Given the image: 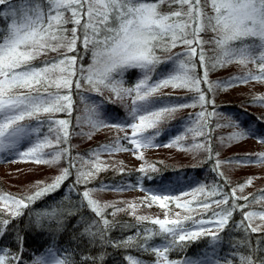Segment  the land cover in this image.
Instances as JSON below:
<instances>
[{
    "label": "snow or ice",
    "instance_id": "snow-or-ice-1",
    "mask_svg": "<svg viewBox=\"0 0 264 264\" xmlns=\"http://www.w3.org/2000/svg\"><path fill=\"white\" fill-rule=\"evenodd\" d=\"M209 32L212 35L205 40L201 34ZM78 42L83 53H91L92 63L87 68L78 65V56L80 60L84 58L77 47ZM206 44L212 45L218 53L212 68L233 62L242 66L251 63L258 68V74L249 72L239 78L240 82L264 80V0H0V153L15 151L25 162L53 166L62 159H71L67 147L71 135L70 121L55 116L58 113L71 114L72 89L73 86L80 89L81 80L101 94L104 89L111 91L121 101L131 97V119L115 123L101 120L100 106L97 105L89 109V116L78 122L88 123L93 129L112 127L125 133L131 129V135L126 134L122 139L133 147L115 148L117 151L135 153L141 148L157 146L154 141L164 132L161 126L177 110L197 105L203 109L208 103L205 91L201 89L202 83L208 85V91L213 87L208 80ZM178 46H183L184 51L172 53V49ZM197 62L203 69L202 76L196 71ZM130 70H138L139 78L133 86L124 87V76ZM169 86L185 88L197 95L190 105L164 103L165 97L158 93ZM215 86L230 85L217 82ZM254 99L264 101V96ZM197 117V127H188L185 132L192 133L193 138L209 136L210 130L205 132L208 127L205 111L199 112ZM229 121L230 127L240 129L233 132L229 140L252 137L264 143V135L257 134L255 127H242L232 118ZM184 139L185 133H181L169 144L161 146L178 145ZM200 149L211 153L210 145L206 147L204 143H194L189 150ZM101 150L113 149L101 146ZM138 158L143 159V153ZM258 159L264 163V153L259 154ZM98 161L99 153L95 155L90 170L77 169L76 180L70 186L72 190L75 185L87 184L94 178L101 170ZM219 163L217 161V168ZM71 167L76 165L73 163L62 168L51 183L44 184L32 194L16 197L0 193V217H20L24 214L23 209L58 191L72 175ZM148 170L158 172L155 165H150ZM138 171L146 173L143 167ZM219 175L223 176V173ZM145 178L157 179L147 173L141 179ZM159 182L163 190L164 178L160 177ZM251 183V179L246 182L247 185ZM244 187L239 186V190L242 192ZM236 191L232 189L230 193H224L218 186L206 191L201 185L193 190L192 195L203 194L205 199L183 203L176 196L152 193L146 198L150 201L146 206L158 204L164 209V218L161 219L136 215L135 204H129L127 208L101 204L93 198L92 190L86 189L81 194V206L87 207L98 219L82 221L81 235L90 244L99 243L105 248L127 250L135 247L151 253L156 257L154 264H177V261L170 260L169 254L176 250L186 251L201 239L207 241L205 250L197 257H181L178 264H264V236L258 235L254 241L251 237V234L264 232V211H244L248 205H241L238 201H248L249 197L237 196ZM215 196L220 198L208 199ZM173 201L176 208L186 214L170 213L169 203ZM262 201L264 192L259 198L253 197V203ZM108 208L113 209L109 213L113 218L119 212L130 211L138 224L148 222L154 227L139 229L134 235L120 240L111 239L109 234L118 222L107 219L105 212ZM197 209L201 211L197 212ZM236 211L243 212V219L232 224ZM193 212L207 218L197 219ZM66 215L75 213L49 209L35 217L34 223L42 225L47 222L61 227ZM257 219L260 223H254ZM10 222L9 218L0 219V236L5 234ZM230 225L241 233V237L239 242L231 244V258L221 259L216 249L222 244ZM157 239L162 247L156 246ZM237 248L241 251L237 252ZM124 259L127 264H140L139 257L131 254ZM20 261L19 255L0 250V264H20ZM103 261L101 257L99 264ZM34 264L72 262L49 249L47 255L36 258Z\"/></svg>",
    "mask_w": 264,
    "mask_h": 264
},
{
    "label": "trees",
    "instance_id": "trees-1",
    "mask_svg": "<svg viewBox=\"0 0 264 264\" xmlns=\"http://www.w3.org/2000/svg\"><path fill=\"white\" fill-rule=\"evenodd\" d=\"M172 53H182L181 49L174 50ZM161 54V53H159ZM165 55V53L163 54ZM168 55V54H167ZM166 56V55H165ZM35 63L39 64L40 61ZM170 68L171 65L169 64ZM196 71L202 76L203 69L200 68L197 62ZM138 70H130L124 76V81L129 86H133L137 79L139 78ZM119 78V77H117ZM208 80L211 82L210 78ZM201 89L205 91L208 103L203 107L197 105L196 107H182L177 110L173 116L166 120L161 126L164 129L162 135L156 138L154 141L155 145L149 148L164 147L161 145L169 144L170 140L178 134L185 133V137L188 134L185 130L188 127H197V114L202 110L206 113V119L208 127L205 132H209L210 135L197 136L192 142L204 143L207 147L210 145L211 153L204 149L200 150H189L191 146L186 150V153L176 155L170 160L158 161L150 160V162L142 166L146 169L147 175L154 176L157 179L155 181L151 179H141L145 177L146 173H141L138 170H121L119 168H106L100 170L95 174L94 178L87 184L81 183L75 185V190H72L70 186L74 184L77 176V169L84 171L90 170L92 168L93 161L95 157L93 153H99L101 146L109 147L111 144L105 141L99 144H87L83 146L81 142H77L76 133L79 131L75 125L76 114L78 107L84 103H92L93 105H99L101 115H103L108 121L112 119L116 122L124 121V112L113 102L107 101L103 98L98 97L96 94L91 92L76 89L73 86L72 89V111L68 115L66 113L56 114V119H67L70 121L69 131L71 133L67 147L70 151V158H65L58 164V171L56 174L46 181L44 184H49L52 179L60 174L62 168L70 167V164H75L76 167H71L70 171L72 175L64 182L61 188L50 194L46 195L35 203L31 204L29 208L23 209V215L15 219L10 217H0L9 218L11 222L7 226V231L3 236H0V250H8L13 255H19L21 257L20 264H34V260L42 255L46 256L49 249L53 251L54 254L62 258H70L72 264H99L100 258L103 257V264H127L124 257L131 254L135 257H139L140 264H154L156 257L151 253L141 252L138 248L131 249H116V248H105L104 245L95 243L90 244L87 239L82 237L81 233L83 231L84 224L82 221H90L93 219H98L95 214L92 213L87 207L81 206V194L86 189L92 190L93 198L99 201L94 194L99 191L113 192V193H135L133 200H127L122 205H115L117 208H127L129 204L137 205L136 215L147 216L150 218L159 217L164 218V209H161L158 204H153L151 207L146 206L150 201V195L152 193L158 195H171L180 198V201L196 200L203 201L205 196L203 194H197L195 197L192 195L193 190L197 187L203 185L206 187V191L212 187H219L224 193H230L232 191V186L230 180L224 174L223 170L219 167L217 168V130L218 126L222 121V117L232 118L233 120H238L242 127H247L249 125L257 129V134L264 135V118L260 115H256L248 109V106L255 104L254 101L242 103H215L210 98L208 87L201 84ZM212 91V90H211ZM158 95L165 97L164 103L171 104H185L190 105L193 102V97L197 94L195 92L177 94H165L158 93ZM131 103V102H130ZM256 103H260L256 101ZM253 106V105H252ZM255 106V105H254ZM216 113L215 115L208 116V113ZM76 137V138H75ZM124 137V136H122ZM116 145L126 146L132 148V145L128 141L115 140ZM186 139H184V142ZM182 142V144L184 143ZM23 146V142L22 145ZM64 145H62L63 147ZM168 148H179L177 145L170 146ZM15 151L4 153L8 154L6 156L15 157ZM13 153V154H12ZM211 156V158H209ZM238 159H244L247 157L237 156ZM244 161V160H243ZM150 165H155L158 172L152 173L148 170ZM215 169V170H214ZM223 173V176L219 175ZM164 178L163 190H161V185L159 178ZM28 191L25 195L32 194L39 187ZM143 189V190H142ZM4 187L0 184V193H4ZM187 192L189 195L185 196L184 193ZM260 191H255L251 193L249 200H253ZM238 196V195H237ZM219 196L209 197V200L219 199ZM248 200V201H249ZM248 201L239 200L238 203L241 205L247 204ZM101 204H105L104 201H99ZM231 203V201H230ZM215 207V206H214ZM61 212H73L75 215H66L63 217V225L57 227L51 223H43L42 225H37L34 223L35 217L41 215L45 210L57 209ZM247 208V207H246ZM246 208L244 211H246ZM170 213L181 212L182 215L186 214L182 209L176 208L175 202L169 203ZM201 211L197 209V212ZM113 212L112 208L106 209L105 216L107 219L112 221L115 219L118 222L117 227L110 232V238L114 240H120L126 236L134 235L139 229L153 228L154 226L148 222L139 223L135 219V216L128 212H119L113 218L109 213ZM197 212H193L192 215L199 218H207L197 216ZM211 216V212L208 213ZM243 219V212L236 211L234 213L232 224H236ZM233 227L225 233V238L222 244L216 249V252L221 253L224 240L227 237H231ZM263 236L259 233L251 234L252 240L254 241L257 236ZM22 238V240L20 239ZM156 246L162 247L160 240L155 241ZM207 241L201 239L195 243H192L186 251H172L169 254L170 260L177 261V264L181 257L190 256L197 257L206 248ZM211 254V253H209Z\"/></svg>",
    "mask_w": 264,
    "mask_h": 264
},
{
    "label": "rangeland",
    "instance_id": "rangeland-1",
    "mask_svg": "<svg viewBox=\"0 0 264 264\" xmlns=\"http://www.w3.org/2000/svg\"><path fill=\"white\" fill-rule=\"evenodd\" d=\"M167 10V9H165ZM72 27V25H68ZM205 40L210 39L212 33H202ZM78 49H81V54H83V60L79 59L78 56V65L82 64L85 68L92 63L91 53H83L82 46L77 44ZM206 57L208 58L209 70L208 78H210L213 87L212 91L209 92L210 98L213 102L221 103H242L249 101H254L248 106V109L256 115H260L264 118V101H259L256 103V97L264 96V80L255 81L248 80L247 82H240V77H245L247 73L251 72L253 74H258V68L256 65L249 63L247 66H242L239 63L233 62L227 64L223 67L212 68L211 64L215 61L217 52L213 50L212 45L206 44L205 46ZM181 49V52L184 51L183 46H178L172 49L174 50ZM159 54V53H158ZM164 54V53H163ZM168 53H165L167 55ZM55 55V54H51ZM69 55H76V53H69ZM201 68V67H200ZM203 75V74H202ZM235 82H233V79ZM119 79V78H117ZM220 82L223 84H229L230 86H221L216 87V83ZM82 90L96 94L98 97L103 98L107 101L115 103L123 112L124 120H130L129 109L131 107V97H126L123 101L117 99L114 94L104 89L102 94L100 92L94 91L91 87L81 80ZM207 86L206 84H203ZM124 87H131L127 83H124ZM190 93L185 88H172L165 87L160 90L159 93L165 94H183ZM255 105V106H254ZM95 105L90 103H84L78 107L76 114L75 125L78 128V132L75 134L77 137V142H81L83 146L87 144H99L103 141L109 143L108 149H113L111 151H98L99 152V165L102 169L114 167L121 170H138L145 164L147 165L150 160L166 161L170 160L177 154L180 155L186 153L188 148L192 146L195 142H192L193 138L192 133L188 134L184 140L180 141L177 147L179 148H168V147H156V148H141L138 149L135 153L132 151L125 150H114L115 148H129L126 146H118L115 143L117 141H126L122 139V136L131 135V129H127L125 132H120L112 127H97L91 128L88 123L78 122L82 121L83 118L90 115L89 109L93 108ZM99 111V119L108 120ZM110 123H115V120L109 121ZM220 126L217 130V157L216 161H219V168L223 170L224 174L231 182L232 189H236V195L238 196H247L250 198V194L255 191H260L255 197L259 198L260 194L264 192V163L259 162V154L264 153V143L259 142L257 139L249 137L242 140H229L228 137L236 131H239V128L229 126V118L222 117ZM75 137V138H76ZM182 142H184L182 144ZM133 147V146H132ZM16 154V152H13ZM12 153V154H13ZM140 153H143V159H139L138 156ZM10 154V153H9ZM97 153H93L95 157ZM8 154L0 153V184L4 187V193L11 194L16 197H22L28 191L35 189L38 186H41L50 178H52L58 171L57 165H46V164H37L32 161L22 160L17 154L15 157L6 158ZM237 156L247 157L238 159ZM251 179V185H247L246 182ZM245 185L243 191L239 190V186ZM135 193H113L99 191L94 194V196L99 201H104L107 204H116L122 205L127 200H133ZM248 207L246 211L256 210L264 211V201L261 203H253V200L247 202ZM254 223H260L257 219ZM264 236V232L259 233ZM241 233L233 227L231 237H227L224 240L221 253H219L221 259L231 258L232 248L231 244L234 242H239ZM237 252L241 251L240 248L236 249Z\"/></svg>",
    "mask_w": 264,
    "mask_h": 264
}]
</instances>
